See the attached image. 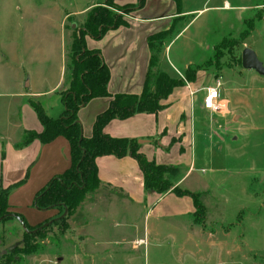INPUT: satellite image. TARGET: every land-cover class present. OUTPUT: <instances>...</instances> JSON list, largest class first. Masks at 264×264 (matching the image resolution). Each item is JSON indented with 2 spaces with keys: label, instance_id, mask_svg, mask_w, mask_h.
<instances>
[{
  "label": "rangeland",
  "instance_id": "1",
  "mask_svg": "<svg viewBox=\"0 0 264 264\" xmlns=\"http://www.w3.org/2000/svg\"><path fill=\"white\" fill-rule=\"evenodd\" d=\"M91 1L0 0V174L6 153L1 137L20 140V119L29 124L31 105L19 94L28 90L26 81L52 88L63 78L55 95L69 93L67 66L78 58L72 43L85 25ZM108 1L119 7L115 13L123 19L140 4H100ZM183 1L188 8L223 2ZM230 1L244 6L240 22L233 11L209 8L197 15L171 53L178 54L179 63L192 61L187 69L212 75L205 92L220 78L221 96L230 101L228 115L211 112L207 118L208 149L203 150L196 133V171L180 184L205 194V215L150 217L143 206L101 182L73 209L66 206L54 218L56 223L52 219L28 232L19 221H0V264H264V75L243 68L241 59L242 50L251 47L264 62V0ZM175 20L161 50L164 62L166 44L190 22L189 17ZM187 69L173 75L185 80ZM38 101L46 110L45 98ZM181 172L174 185L185 175ZM25 202L18 207L34 208ZM27 232L36 233L28 242L34 249L30 253L24 246Z\"/></svg>",
  "mask_w": 264,
  "mask_h": 264
},
{
  "label": "crops",
  "instance_id": "2",
  "mask_svg": "<svg viewBox=\"0 0 264 264\" xmlns=\"http://www.w3.org/2000/svg\"><path fill=\"white\" fill-rule=\"evenodd\" d=\"M119 1L135 3L138 0ZM90 3L92 4L90 7H94L100 4V0ZM180 4L176 0H145L143 5H137L132 12L124 16V24L109 29L102 38L87 36L88 48L100 51L109 68L107 91L110 95L142 93L151 55L148 38L168 30L176 21L175 19L189 17L190 22L184 25L182 30L175 32L171 42L165 46L167 56L165 62L162 59L161 68L172 76L192 64V61L188 60H180L179 63L178 54L174 57L171 53L176 42L190 31L197 15L209 8H219L233 11L238 22L243 16L239 12L244 8L243 4L230 0H223L222 4L210 7L207 5L204 8L184 7L183 0ZM90 7L83 10L81 14H85ZM195 11L198 12L194 13L195 15L192 14ZM237 12H239L238 15H236ZM208 46L206 48H209ZM211 78V74L199 69L194 81H186L184 85L173 89L164 100L166 106L158 113H136L125 119L114 118L104 127L105 133L114 137L136 138L142 143L141 151L148 158L158 163L180 166L185 175L176 185H182L196 171L197 164L193 152L196 133L200 136L199 140L203 141L201 142L203 150L207 147V145L204 147L205 141L211 133L206 121L212 113L203 106V98L206 94L203 89L208 82L210 83ZM62 79L60 78L52 88L37 85L32 87L33 81H28V90L21 89L19 94L30 102L31 107H27L29 124H23V120L20 119V140L1 137L6 143V153L2 159L0 191L2 189L8 191L10 218L7 221H19L23 227H25L23 219L28 225L36 226L52 221L59 212L57 207L39 208L36 206L35 199L53 178L58 177L70 167L71 148L68 139L58 136L44 143L35 138L27 144H23L22 140L30 131L43 130V125L31 101L39 102L38 100L44 97L47 108L43 110L52 118L61 116L65 110L62 94L55 95L58 94L57 90L60 87L58 85ZM50 96L57 97L52 102L49 99ZM111 99L112 96L94 97L79 109L78 116L84 136L91 135L96 116L108 108ZM50 111H53V114ZM96 163L98 176L103 185L115 187L123 192L126 199L143 206L150 217L189 219L194 216L196 207L191 196H177L172 192L159 194L153 190H147L141 168L135 158L103 155L97 157ZM187 189L195 192L193 188ZM25 199V205L31 201L35 209L18 207L23 205ZM50 210L54 212L53 216L49 215ZM182 242L186 243V241Z\"/></svg>",
  "mask_w": 264,
  "mask_h": 264
},
{
  "label": "trees",
  "instance_id": "3",
  "mask_svg": "<svg viewBox=\"0 0 264 264\" xmlns=\"http://www.w3.org/2000/svg\"><path fill=\"white\" fill-rule=\"evenodd\" d=\"M180 1L176 0L177 3ZM144 2L145 0H140V5H143ZM117 7L111 1L92 7L87 13L85 25L78 29L77 38L72 43L73 56H78V58L71 60L70 65L67 66L71 70V74L66 78L70 88L69 93L62 95L65 110L61 116L52 118L44 112L40 102L31 101L43 125V130L41 132L30 131L22 143L27 144L35 138L47 143L58 136H64L68 139L71 148L70 167L58 177L53 178L37 194L36 206L39 208L57 207L58 214L66 206L70 210L73 209L87 190L101 183L98 176L97 157L103 155H114L119 158L131 156L137 160L141 168L144 186L147 190H153L159 194L172 192L177 196L189 195L196 207L194 215L202 214L204 216L206 208L202 203V197L205 194L190 191L174 185L172 182L173 178L181 175L180 166L158 163L156 160L148 158L141 151L142 143L136 138L114 137L104 131L106 124L114 118L125 119L136 113H158L166 106L164 100L168 98L173 89L184 85L185 81H194L197 72L187 69L184 80L170 75L161 68L160 55L165 43L164 39L174 32V29L170 28L148 38L151 55L142 93L139 95H110L107 91L109 68L100 51H93L87 47L86 38L87 36L96 39L102 38L109 29L124 24L123 17L115 13ZM131 8L128 7V10ZM98 96H112V99L108 108L96 116L92 133L86 137L82 131L78 112L92 98ZM8 206V191L2 189L0 191V221H7L10 218ZM66 216L59 220L63 221ZM22 222L28 232L44 224L43 222L36 226H30L24 219ZM54 222L57 221L54 220ZM28 232L26 233L28 240L24 246L27 253H30L34 249L33 245L28 242L30 236L36 233Z\"/></svg>",
  "mask_w": 264,
  "mask_h": 264
},
{
  "label": "water",
  "instance_id": "4",
  "mask_svg": "<svg viewBox=\"0 0 264 264\" xmlns=\"http://www.w3.org/2000/svg\"><path fill=\"white\" fill-rule=\"evenodd\" d=\"M75 26V23L74 25ZM242 66L245 69L254 70L260 75H264V62L258 57L256 51L251 47H245L242 50ZM25 87H29L28 80Z\"/></svg>",
  "mask_w": 264,
  "mask_h": 264
},
{
  "label": "clouds",
  "instance_id": "5",
  "mask_svg": "<svg viewBox=\"0 0 264 264\" xmlns=\"http://www.w3.org/2000/svg\"><path fill=\"white\" fill-rule=\"evenodd\" d=\"M210 96L208 97L207 105L209 108H212L213 111L216 109H220V115L226 116L228 115L229 108L228 105L230 101L228 99H222L217 104H213V98L219 95L218 89H210Z\"/></svg>",
  "mask_w": 264,
  "mask_h": 264
},
{
  "label": "built area",
  "instance_id": "6",
  "mask_svg": "<svg viewBox=\"0 0 264 264\" xmlns=\"http://www.w3.org/2000/svg\"><path fill=\"white\" fill-rule=\"evenodd\" d=\"M220 85H221V80L218 79L217 82H216V84L214 86H211V87H207L206 88L207 92H206V94H205V96L203 98V106L206 109H208L210 112L214 113V114L215 113L216 114H219L220 113V109L217 108L216 111H213L212 108H209L208 107L207 101H208V97L210 96V91L209 90L210 89H218L219 95L213 98V104H217L220 100L223 99L222 96H221V93H220V89H219L220 88Z\"/></svg>",
  "mask_w": 264,
  "mask_h": 264
}]
</instances>
